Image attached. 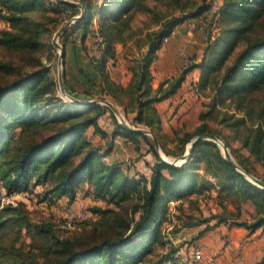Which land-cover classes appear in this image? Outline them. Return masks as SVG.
Wrapping results in <instances>:
<instances>
[{
  "label": "trees",
  "instance_id": "obj_1",
  "mask_svg": "<svg viewBox=\"0 0 264 264\" xmlns=\"http://www.w3.org/2000/svg\"><path fill=\"white\" fill-rule=\"evenodd\" d=\"M79 1L84 13L60 39L64 55L69 38L79 42L99 79L95 84L87 77L93 91L83 86L80 93L91 96L98 89L100 95L110 96L121 106L125 115L134 112L130 124L149 130L169 158L181 156L195 136H220L234 162L264 181L255 167L256 163L264 168V97L257 96L264 90V0H222L215 26L213 22L208 25L199 62L183 65L176 77L163 80L156 88L152 87L151 69L164 39L178 26L203 16L211 0L194 7L182 0ZM67 10L70 16L79 11L61 0L55 6L47 0H0L4 23L0 48L19 56L18 63L0 61V264H179L178 250L167 247V224L174 234L203 227L195 241L222 223L250 233L264 227V188L227 161L215 142H197L185 163L169 165L161 161L150 136L126 128L107 107L78 106L57 93L38 52L52 46L47 37L64 23ZM136 15L146 20L135 29ZM77 32L80 35L74 38ZM88 39L95 40L98 57L90 53ZM129 42L138 55L132 79L123 88L110 69L117 64V44ZM196 68V90L207 101L208 111L199 113V123L192 130H175L170 139L163 132L156 104L175 95ZM63 82L68 85L65 66ZM226 103L237 113L223 112L220 118L229 136L206 121ZM106 114L113 121V139L123 138L138 153L144 143L145 153L154 158L149 176L130 175L124 162L108 161L110 143L97 144L88 136L91 129L92 135L107 137L99 124ZM229 137L239 146H231ZM36 187L42 188V200L48 204L62 198L73 202L84 191L106 206L93 210L90 230L62 237L51 222L33 221L23 202H2V191L10 197ZM204 198L213 199L220 210L202 219L188 216L184 222L175 216L177 224L169 223L171 202L181 210L183 202L197 204ZM246 204L253 210L244 219ZM26 238L30 240L27 248ZM165 248L164 254L152 258ZM263 263L264 254L259 264Z\"/></svg>",
  "mask_w": 264,
  "mask_h": 264
},
{
  "label": "rangeland",
  "instance_id": "obj_2",
  "mask_svg": "<svg viewBox=\"0 0 264 264\" xmlns=\"http://www.w3.org/2000/svg\"><path fill=\"white\" fill-rule=\"evenodd\" d=\"M183 2H186L188 4V7H194L195 5L203 2L204 0H182ZM47 2L51 5H56L57 0H47ZM160 9H165L164 6L159 5L158 6ZM168 11H172L174 14V9L168 7ZM167 11V12H168ZM166 12V11H165ZM175 14H178V11L175 12ZM72 18V16H68V12L65 13L64 23L65 24L67 21H69ZM146 20V16L144 15H136L135 19L133 20V27L139 28ZM62 24V25H63ZM61 25V26H62ZM60 26V27H61ZM59 27V28H60ZM4 28V23L0 21V29ZM58 28V29H59ZM57 30H52L49 37H47V42L51 43L52 46H48L46 49L38 52V57L41 61V63L44 65V67L48 68L50 70V75L54 79L55 84H56V90L57 93L67 102H72L70 101L67 97L62 96L59 83H58V70H59V53L60 50L57 47V45L53 42L54 35L58 31ZM79 37V36H78ZM76 37V38H78ZM61 36L57 39V43L63 47L62 40L60 39ZM94 40L90 39L86 44L89 48L90 53L93 51V46H94ZM132 44V43H131ZM183 48V47H181ZM181 48L178 50L177 54V59L174 61V65H172L168 71L169 74H175L178 71V68H180L186 59V57L182 55ZM122 51V50H121ZM123 52V51H122ZM186 56L187 58L191 60L197 59L196 57L198 56L196 54V51L194 50H188L185 49ZM122 54V53H121ZM165 56H163V60L165 61ZM19 56H16L14 54H10L7 51H5L3 48H0V61H9L11 63H18ZM127 59L123 57V54L118 57V62L114 69H110L112 74L117 77H121L122 79V72L124 67L127 65ZM20 63V61H19ZM64 60H63V66L61 67V74H62V80H63V75H64ZM179 66V67H178ZM71 70V69H70ZM65 75H70L69 71L65 69ZM70 81V80H69ZM64 84V82H63ZM67 87V88H66ZM65 91L71 96H75V98L80 99V100H92V99H100V100H107L110 101L120 112L122 117L124 118V121L131 127H135L132 124H130L131 119L128 116H126L119 106L113 103V101L108 97L104 96L101 97L98 89H96L95 93L98 94H91V96H86L80 93L83 90V85L77 82L75 78L73 79L72 83L68 86L64 85ZM69 89V91H68ZM74 91H73V90ZM73 93H71V92ZM194 95V94H193ZM192 95V98L189 101V107L187 108V111L184 112L182 115H180L176 121H174L173 126L176 129H187V130H192L196 125H198V115L200 112H207L208 108L205 107V103L207 102L204 98H197ZM258 97H264V90L257 95ZM105 107H107L104 104H100ZM225 108L219 107L216 110H214L208 117H206V121L208 124L214 129V130H220L223 135L229 136V131L228 129L220 122V118L222 117L223 112H227L228 114L235 113L234 109L232 106L224 105ZM109 110L110 108L107 107ZM112 112V110H110ZM113 113V112H112ZM163 114V113H162ZM237 115V113H235ZM116 117V116H115ZM183 117V118H182ZM117 121L119 122V119L116 117ZM120 123V122H119ZM99 124L102 128V130L105 132L107 136H112L113 134V121L109 117L108 114H106L105 118L102 117L99 119ZM171 124H169V127ZM137 128V127H136ZM167 128V127H166ZM173 130V127L171 128ZM169 133H171L170 129ZM108 132V133H106ZM99 137V135H98ZM220 137V136H219ZM101 139V137H99ZM221 138V137H220ZM222 139V138H221ZM231 146L233 147H238L239 143L230 137L228 138ZM223 140V139H222ZM97 144H101L99 141H96ZM108 141H106L107 143ZM112 145H115L118 148L117 152V159L122 160L126 165L129 166V174H135V172H138L140 174H144L146 176H149L150 170H149V165L154 162V158L151 155H147L145 153L146 147L144 143H142V147L140 150V153L136 151V149L131 145L126 142L120 141L119 138H115L112 140ZM230 150V148H229ZM142 154V155H140ZM162 157L165 156L164 153L161 152ZM167 157V156H165ZM169 159V157H167ZM172 158L169 159L171 161ZM256 167V174L264 178V168L260 167L259 164L255 163ZM43 191L41 187H36L34 188L31 192L28 193H20V194H14L10 197L5 196L4 192L2 191V202H10V203H16V202H23L27 208V210L30 213V217L32 218L33 221L35 222H51L54 224L55 229L58 233V235L62 237H71V236H78L80 234H84L87 230H90L91 224L93 223L92 221L94 218V212L93 210L95 208H102L105 207L106 204L103 201L100 200H95L88 194H86L84 191H80L77 193V197L73 202L67 201L66 198H62L57 200L54 204H48V202L43 201ZM176 203L171 202V207L172 211L170 214V220L169 223H172V225L177 224V220L175 216L181 217V222L187 221L188 216L192 217H197V218H206L210 214H212V205L210 202V199H202L201 202H198L197 204H191L189 205L187 202H183L181 206V210H178L174 208ZM72 211L75 214H78L79 216H85V217H79L77 220L74 221L73 225L71 227H62L63 220L66 216V214ZM179 222V223H181ZM166 228V233L167 237L170 239V246L167 247H172L176 250H178L177 255L180 257L179 264H187L188 260L190 258V251L192 250L193 247L197 246L199 243L195 241V239L192 237L190 238V234L186 235V233L183 236H177V234L171 233V230L173 229L171 225L167 224L165 225ZM30 240L26 238L24 240L25 247H28ZM167 248L165 249H160L158 251L157 255L154 256H160L164 254ZM211 254L208 253L207 255L204 256V259L200 264H209L207 260L211 258ZM157 258V257H156ZM155 258V259H156ZM252 264H259V261H255ZM264 264V263H263Z\"/></svg>",
  "mask_w": 264,
  "mask_h": 264
},
{
  "label": "crops",
  "instance_id": "obj_3",
  "mask_svg": "<svg viewBox=\"0 0 264 264\" xmlns=\"http://www.w3.org/2000/svg\"><path fill=\"white\" fill-rule=\"evenodd\" d=\"M66 1L80 3L79 0ZM78 10V14L73 15L72 17L79 16L81 14V10L79 8ZM67 12L69 16L70 11L67 10ZM75 22L76 21H74L67 29H70V27L74 25ZM73 35L74 38H76L80 35V32H77V34L74 33ZM203 39L204 35L201 33L200 30H195L194 32L190 33L187 31L186 23L178 26L172 36H170L168 43L164 44V46L158 51V58L152 65V87L156 88L158 84L163 80L171 79L178 75L180 68L184 64L180 68H178V71L175 74L168 75V71L170 67L174 65V61H176L177 59L179 48L183 47L188 50L196 51V54L198 56L196 57L197 59H195V62H199L201 58L202 49L204 47ZM88 41H90V39H88L87 42ZM116 47L118 57L123 54V57L126 58L128 61L127 65L123 69L122 79H120L121 77L119 76L115 77L113 74H111V76L119 85H121L123 88H126L132 79V67L134 65V60L138 53L134 45L131 44V42H129L125 46L117 44ZM163 56H165L166 58L165 61H162ZM64 65L65 69L68 70L70 73V75L66 76L68 85H70L73 79L75 78L77 82L82 84L85 88L91 90L92 87L87 82V77L93 80L95 84H98L99 79L93 69L88 54L85 53L78 41L73 42L71 38H69L68 41L65 43ZM113 69L114 67L112 68V70ZM198 79L199 69L196 68L187 75L185 82L182 84L181 88L175 95L156 104L157 111L161 118L163 132L170 139H172L173 137V132L175 130H179L173 126V123L180 115L187 111V108L189 107V101L192 98V95L194 94L193 96H195L196 99L203 98L196 90V84ZM108 97L112 99L110 96ZM122 100L124 102L127 101V99ZM119 107L122 108L121 106ZM128 115L132 120L135 113L129 112L126 116ZM105 116L106 115H104L103 117L105 118ZM169 124H171L170 127ZM166 127L171 130V133H169V130H167ZM172 127L173 130L171 129ZM88 136H92L94 142L99 141L101 144H105L106 141H108L107 143H110V146H112V151L107 157L108 161L123 162L122 160L117 159L118 148L115 145H112L113 138L111 137V135L107 136L106 138H102L101 136H99L101 137L100 139L98 135H92V130L90 129L88 131ZM117 138H119L120 141L125 142L123 138L119 136H117ZM126 143L130 144L129 142ZM210 202L212 205V212H218L220 209L215 203V201L211 199ZM244 208L245 211L243 214V218L247 219L249 217L247 215V211L252 212L253 209L249 204H246ZM213 223L214 221H211L209 224L212 225ZM202 228L203 227H194L190 229L184 228L178 233L177 236L181 237L186 233V235L190 234V238H195L198 231ZM196 242L208 246V253H210L212 256L209 260H207L209 264H252L255 261H259L260 263L264 254V227H261L255 232L250 233L243 227H229L228 225L222 223L205 232L200 238L196 240ZM204 262L205 261H203V263Z\"/></svg>",
  "mask_w": 264,
  "mask_h": 264
},
{
  "label": "water",
  "instance_id": "obj_4",
  "mask_svg": "<svg viewBox=\"0 0 264 264\" xmlns=\"http://www.w3.org/2000/svg\"><path fill=\"white\" fill-rule=\"evenodd\" d=\"M61 1H64L68 4H71L75 7H78L80 10H81V14L79 16H74L72 17L69 21H67L65 24H63L59 29L58 31L55 33L54 35V39H53V42L57 45V47L59 48L60 50V53H59V62H58V65H59V70H58V83H59V87H60V91H61V94L62 96H65L67 97L70 101H72L75 105H78V106H86V105H95V104H104L106 105L107 107L110 108V110H112L113 114L119 119V122L121 124H123L126 128L132 130V131H135V132H139V133H142V134H145L147 136H150L152 139H153V143H154V147L157 151V154L159 155L160 159L162 162L166 163V164H169V165H176L177 162H179V166L183 163H185L189 158H190V155H191V152H192V148H193V145L197 142H200V141H203V140H208V141H213L215 142L221 149L222 151V155L223 157L229 161L230 163H232L236 169L244 174L246 176V178L252 182L253 184L261 187V188H264V181H261L255 177H253L252 175L250 174H247L244 172V170H242V168H240L233 160V157L231 155V152L229 150V148L227 147L226 143L224 142V140H222L219 136L217 135H213V134H210V135H199V136H195L194 138H192V140L187 144L186 146V150L185 152L179 156V157H175V158H172L171 161H167L165 160L164 157H162L161 155V149L159 147V144H158V141L156 140V138L152 135V133L147 130V129H144V128H136V127H131L129 126L125 121H124V118L122 117V115L120 114V112L118 111V109L110 102V101H107V100H100V99H92V100H80V99H77L71 95H69L65 89H64V84H63V80H62V74H61V67L63 66V56H64V51H63V47L60 46L58 43H57V39L61 36V34L74 22V21H77L81 16L82 14L84 13V8L82 6V4L80 3H77V2H71V1H66V0H61Z\"/></svg>",
  "mask_w": 264,
  "mask_h": 264
},
{
  "label": "built area",
  "instance_id": "obj_5",
  "mask_svg": "<svg viewBox=\"0 0 264 264\" xmlns=\"http://www.w3.org/2000/svg\"><path fill=\"white\" fill-rule=\"evenodd\" d=\"M221 1L222 0H211L210 5L208 10L201 16L199 19L192 20L186 23L187 31L188 32H194L195 30H200L201 33L204 35L203 43L205 44V38L207 36L208 32V25L213 22V26H215V21L217 20L219 16V9L221 6ZM214 28V27H213ZM216 32V29H213L212 33ZM213 35V34H212ZM95 41V40H94ZM169 41V38L164 39V44H167ZM186 48H181L182 55L183 57L185 56L186 59L184 61V65L188 64L191 60L190 58L188 59L186 56L185 52ZM99 50L97 49V46L94 44L93 46V51L91 54L94 56L98 57L99 56ZM79 217H85L79 216L78 214H75L72 211H69L64 220L62 227H71L74 223L75 220H77ZM168 243L167 246H170V239L167 237ZM209 252V248L205 244H199L195 247L192 248L190 251V258L188 260L187 264H200L202 259L204 258L205 255H207Z\"/></svg>",
  "mask_w": 264,
  "mask_h": 264
},
{
  "label": "bare ground",
  "instance_id": "obj_6",
  "mask_svg": "<svg viewBox=\"0 0 264 264\" xmlns=\"http://www.w3.org/2000/svg\"><path fill=\"white\" fill-rule=\"evenodd\" d=\"M164 158H165V160H167V161H169V159H170V158L168 159V158L165 157V156H164ZM179 164H180L179 162L176 163V165H179Z\"/></svg>",
  "mask_w": 264,
  "mask_h": 264
}]
</instances>
